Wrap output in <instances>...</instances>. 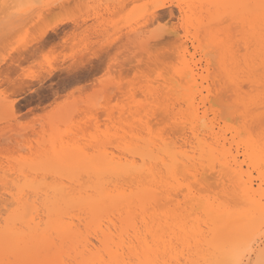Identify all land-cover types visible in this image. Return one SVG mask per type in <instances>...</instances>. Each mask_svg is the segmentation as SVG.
I'll return each mask as SVG.
<instances>
[{"label": "bare ground", "instance_id": "obj_1", "mask_svg": "<svg viewBox=\"0 0 264 264\" xmlns=\"http://www.w3.org/2000/svg\"><path fill=\"white\" fill-rule=\"evenodd\" d=\"M260 4L261 0L209 2L215 21L224 12L236 17L243 48L233 60L234 69L212 72L206 86L207 77L188 65L173 80L164 81V87L159 85L165 101L157 108L163 110L164 120L172 121V130L164 131H172L170 136L140 140L132 159L114 161L95 183L28 185L33 201L20 190L15 198L19 208L0 227V264H233L236 259L242 264L255 240L264 236V144L254 137L258 131L264 135ZM197 22L193 40L205 49L208 43L203 45L201 33L209 24ZM225 82L243 105L242 114L220 111L223 90L218 85ZM210 112L213 120L208 119ZM155 113L160 114L158 109ZM164 120L158 124L162 128L168 121ZM216 121L224 126L217 129ZM231 126V140L237 150L244 149L257 171L258 189L248 180L251 174L244 181L243 174L249 173L241 172V162L227 148L230 130L225 128L232 131ZM5 200L9 210L13 200ZM258 247L259 259L264 244Z\"/></svg>", "mask_w": 264, "mask_h": 264}, {"label": "rangeland", "instance_id": "obj_2", "mask_svg": "<svg viewBox=\"0 0 264 264\" xmlns=\"http://www.w3.org/2000/svg\"><path fill=\"white\" fill-rule=\"evenodd\" d=\"M210 1L0 0V68H3L6 55L9 60L16 56L15 64L20 66L17 75L23 77V86L18 89L21 95L18 96L9 93L0 82V197L3 202L5 199L13 200H10L9 210L6 200L0 204V227H4L7 219L19 208L15 198L20 190L32 197L26 189L28 185L95 183L106 175V169L114 161L132 159L136 149L142 145L140 140L165 137L172 132V121L167 118L165 120L171 124L168 121L166 124L162 116L163 107L162 112L157 108L159 101L161 106L165 101L160 97L162 88L159 87L160 84L164 87V81L136 77V82L129 85L130 77L125 69L124 83L119 86L113 87L109 80L101 82L111 59L110 53L128 52L131 57V49L137 46L143 52L150 42V25L161 18L166 23H172L173 27L181 23L180 8L150 10L151 5H184L183 26L177 29L178 37L174 34L170 37V43L175 48L174 74L188 65L207 77V81L203 82L206 86L212 82L213 77L208 76L212 72L220 69L219 72L225 73L234 69L233 60L243 48L242 29L230 13H222L215 21ZM67 3L78 5L74 10L76 22L72 26L60 25L52 30L48 17L57 10V5ZM34 4L45 7H30ZM199 19L209 24L207 32L202 30L209 38H204L201 33L205 40L201 38L203 45L208 43L204 50L193 40V33L198 28L194 23L197 24ZM185 28L190 30V34ZM222 48L227 51L225 56L221 55ZM206 52L211 54L212 60L220 62L209 64L211 59ZM128 67H131L130 59ZM132 76L135 77V73ZM199 82L202 80L199 79ZM5 97L10 100L15 97L13 109L5 108ZM156 108L161 115L155 113ZM32 113L35 117L31 123L23 127L14 123L15 117ZM212 115L210 112L208 119L211 120ZM163 120L164 128L158 125ZM215 123L217 129L224 126L218 121ZM235 126L241 130V126ZM167 127L170 130L167 129L169 131L166 130L165 134ZM234 127L232 131L225 128V131L230 130L227 132V148L229 146L232 154L238 157L237 161L241 162V172L249 173L243 174L244 181L251 176L248 180L252 179L255 189H258L261 181L257 171L250 166L244 149L237 150V144L230 138ZM258 133L255 139L264 144V135ZM261 190L264 191V185ZM29 200L33 201V197ZM263 232L264 227L262 235ZM93 241L103 255V249L95 239ZM255 241L254 250L245 255L248 258L250 254L249 259L244 257L242 264H255L258 260L256 251L260 244H264V236Z\"/></svg>", "mask_w": 264, "mask_h": 264}, {"label": "snow or ice", "instance_id": "obj_3", "mask_svg": "<svg viewBox=\"0 0 264 264\" xmlns=\"http://www.w3.org/2000/svg\"><path fill=\"white\" fill-rule=\"evenodd\" d=\"M30 7L41 8L45 7V5L34 4L30 5ZM76 7H78V5L73 3L57 5V10L48 17L50 27L55 29L60 25L72 26L76 22L74 15ZM169 7L181 9V23H178L173 27L172 23H166L163 18H161L150 25V42L143 52L139 46H137V48L131 49V57H129L128 52L110 53L111 59L108 62L107 68L104 70L101 82L109 80L112 81L113 87L119 86L124 83L123 72L125 69L128 70L130 77L127 82L129 85L136 82V77H142L147 81H166L174 79L175 65L173 53L175 52V48L172 43H170V37L174 33L178 35L177 29L183 26L184 5L156 3L150 6V10ZM260 8L264 10V0H261ZM36 55L39 56V52H36ZM16 59V56H13L11 60L8 59L7 55L5 56L3 68H0V82H2V86L8 88L9 93H15V95L18 96L21 95L18 89L23 86V77L17 75L20 66L15 64ZM45 59H47V57H45ZM129 59L131 60V67H128ZM209 59H211V54H209ZM43 63L44 62L41 61L42 65ZM113 65H115V68ZM121 65H123V67H121ZM132 73H135V77L132 76ZM218 87L223 90V94L218 99V107L220 111L229 115L242 114L244 111L243 105L238 104L235 101L227 83H221ZM14 99L15 97H13V100ZM13 100H10L8 97L4 98V106L6 109H13ZM34 117V113L22 117H15L14 123L23 127L26 123H31ZM233 264H240V260L236 259ZM255 264H264V251H262L260 258Z\"/></svg>", "mask_w": 264, "mask_h": 264}]
</instances>
